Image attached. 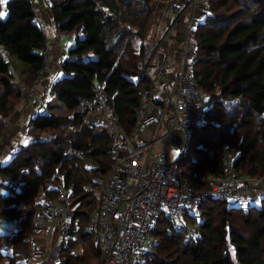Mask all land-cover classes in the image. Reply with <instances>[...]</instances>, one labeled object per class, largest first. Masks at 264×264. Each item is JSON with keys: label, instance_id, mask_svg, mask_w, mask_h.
Here are the masks:
<instances>
[{"label": "trees", "instance_id": "trees-1", "mask_svg": "<svg viewBox=\"0 0 264 264\" xmlns=\"http://www.w3.org/2000/svg\"><path fill=\"white\" fill-rule=\"evenodd\" d=\"M152 1L46 3L57 30L77 35L61 62V76L49 87L52 98L73 112L63 114L55 110L56 103L46 107L40 103L42 111L27 124L33 138L7 162H0V210L12 215L37 206L48 180L69 187L83 250L68 256L66 264L97 258L88 229V213L96 208L97 195L87 188L109 171L117 149L102 123L93 128L82 125L78 106L94 98L93 81H101L113 97L119 123L131 130L135 110L150 86L140 71L144 44L157 15ZM204 4L201 20L191 33L198 45L193 70L210 107L194 128L189 152L177 159L195 188H201L206 177L223 173L226 154L236 174L264 175V0H204ZM0 11L5 13L0 17L1 137L6 120L19 105L22 87L40 78L49 44L40 24L45 18L37 14L34 0H6ZM45 192L49 197L56 194L55 189ZM183 219L199 229V237L193 239L185 227L161 216L150 232L157 241L142 264H264V196L258 205L240 206L206 199L197 212L184 211ZM30 225L31 214L11 239L21 237ZM4 237L0 234V243ZM19 257L0 252V264H24L16 262Z\"/></svg>", "mask_w": 264, "mask_h": 264}, {"label": "built area", "instance_id": "built-area-1", "mask_svg": "<svg viewBox=\"0 0 264 264\" xmlns=\"http://www.w3.org/2000/svg\"><path fill=\"white\" fill-rule=\"evenodd\" d=\"M204 10V0L169 1L160 34L144 44L140 77L150 86L135 110L137 118L130 131L119 123L113 97L103 82L93 81L94 98L79 103L82 125L93 128L102 123L117 144L109 171L87 188L97 195L96 208L88 213V229L98 253L93 261L80 264H142L157 241L150 232L161 216H169L196 239L199 229L186 224L184 211L197 212L206 199L240 206L264 196V175L236 174L228 154L223 173L206 177L201 188L189 184L178 166L177 159L189 152L194 128L210 107L193 70L198 45L191 33ZM40 24L45 27L44 21ZM171 40L179 45L172 53L167 50ZM44 55L42 73L50 63L48 45ZM19 103L32 108L41 103L34 86L22 87ZM54 189L53 197L38 196L37 206L20 213L5 215L0 210V221L12 224L14 231L22 229L31 214L30 229L24 233L29 246L24 264H66L68 256L83 250L72 191L63 183H56Z\"/></svg>", "mask_w": 264, "mask_h": 264}, {"label": "crops", "instance_id": "crops-1", "mask_svg": "<svg viewBox=\"0 0 264 264\" xmlns=\"http://www.w3.org/2000/svg\"><path fill=\"white\" fill-rule=\"evenodd\" d=\"M34 1L36 3L37 14L40 16V18H47L49 20V17L47 15L48 7H47V4L44 2V0H34ZM163 1H164L165 8L160 13H157L156 18L151 25V29H150L151 36L148 35V38L154 37L158 35L159 33L161 21L164 17L165 10L168 7V3L170 0H166V2L165 0ZM199 20H201V16ZM184 27H185V17L181 20L179 24V28L181 30H183ZM54 31H55V35L57 39L60 37L61 38L66 37L67 40L65 43H63L62 41H59V42L51 41L52 45H49V47L51 48L50 66L47 72H44L41 74L40 78L37 80L35 87H34L37 90V93L41 97L44 96L42 93H45L46 95V92L48 91L46 87L49 88L50 83L56 77L61 76V73H62L60 69L61 62L63 61L64 57L67 55V51L72 46L71 44H73L74 39H75V38H71V36L74 34L69 33L72 35H66L63 32H58L55 26H54ZM178 48H179L178 43L176 44L172 43V40L167 45V50L170 53L173 52V49L177 51ZM44 100L47 101V97H44ZM38 108H39V105L32 108L26 105H21L19 103L14 113L11 115L12 117L10 118L9 123L7 124V127H8V131L6 132L7 134L5 133L4 135L0 137V162L1 161L7 162L15 154V152H17L20 145L26 144L32 139V136L26 132L28 130L27 124L31 116L35 113V110H37ZM7 121L8 119L6 120V122ZM28 135H30L31 138H29ZM55 185H56L55 181H52V180L46 181L44 189L40 190L38 196L40 197L48 196L45 191L47 189H54ZM15 232L16 231H14V228H13L12 233L2 240V245L0 246L1 247L0 252L5 255L19 254L22 257L16 258V262H22L26 252L29 249V246L26 243V240L24 237L25 232L23 233L21 237L17 239H11V237L14 236ZM0 234H3V233H0Z\"/></svg>", "mask_w": 264, "mask_h": 264}, {"label": "rangeland", "instance_id": "rangeland-1", "mask_svg": "<svg viewBox=\"0 0 264 264\" xmlns=\"http://www.w3.org/2000/svg\"><path fill=\"white\" fill-rule=\"evenodd\" d=\"M44 2L45 3H47V4H49L48 3V0H44ZM164 5V4H163ZM163 8V6L160 8V9H162ZM160 9H156L157 10V13H160L158 10H160ZM45 31H46V35H47V39H48V44L49 45H52V43H51V41L52 42H59V41H62L63 43H65L66 42V40H67V38L66 37H64V38H58L57 39V37H56V35H55V31H54V25L52 24V22H51V20H48L47 18H45ZM56 30H57V28H56ZM58 32H60L59 30H57ZM64 34H66V35H72V34H69V33H64ZM77 37V35L75 36V35H72L71 36V38H76ZM72 45V44H71ZM70 47V46H69ZM68 47V48H69ZM12 57V56H11ZM57 76V75H56ZM37 82V81H36ZM36 84V83H35ZM35 84H33V85H31V86H34L35 87ZM35 89V88H34ZM46 89L48 90L47 92H46V95H45V93H42L43 95H45V97H47V101L46 102H43L42 101V97L37 93V90L35 89V92L38 94V96L40 97V102L42 103V104H44L45 105V107L47 106L46 105V103L48 102H51V103H56V104H58L59 105V107H57L55 110L57 111V112H60V113H63V114H65V113H71V112H73V110H71V109H67V108H65L64 106H63V104L60 102V101H58L57 99L55 100V99H53L52 98V94H51V92H50V88H48V87H46ZM53 99V100H52ZM40 105V104H39ZM42 111V109H40V108H38L37 110H35V113L34 114H37L38 112H41ZM12 116H10L9 118H8V121L6 122L7 124L9 123V120H10V118H11ZM8 131V127H6V129H5V131H4V133H3V135L6 133ZM27 132V131H26ZM7 134V133H6ZM7 137V136H6ZM5 137V138H6ZM28 137L29 138H31V136L30 135H28ZM33 138V137H32ZM7 144H8V142H7ZM231 155H233V152L231 153ZM249 204H259V199H256V200H251V202L249 203ZM12 229H13V226L11 225V224H9V223H7V222H4V221H2V222H0V233H3V234H5V237H7L8 235H10L11 233H12ZM5 237H4V239H5ZM2 245V243L0 244V246ZM1 248V247H0Z\"/></svg>", "mask_w": 264, "mask_h": 264}, {"label": "water", "instance_id": "water-1", "mask_svg": "<svg viewBox=\"0 0 264 264\" xmlns=\"http://www.w3.org/2000/svg\"><path fill=\"white\" fill-rule=\"evenodd\" d=\"M164 4V1L163 0H153L152 1V7L154 9H160Z\"/></svg>", "mask_w": 264, "mask_h": 264}, {"label": "snow or ice", "instance_id": "snow-or-ice-1", "mask_svg": "<svg viewBox=\"0 0 264 264\" xmlns=\"http://www.w3.org/2000/svg\"><path fill=\"white\" fill-rule=\"evenodd\" d=\"M6 3V0H0V4H4ZM4 12L0 11V17H3L4 16Z\"/></svg>", "mask_w": 264, "mask_h": 264}]
</instances>
